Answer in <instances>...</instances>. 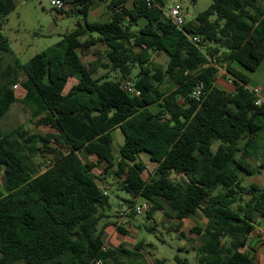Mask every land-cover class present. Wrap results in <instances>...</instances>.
<instances>
[{"label": "trees", "instance_id": "trees-1", "mask_svg": "<svg viewBox=\"0 0 264 264\" xmlns=\"http://www.w3.org/2000/svg\"><path fill=\"white\" fill-rule=\"evenodd\" d=\"M64 1L84 23L27 63L5 62L12 48L0 29V264H147L142 242L133 250L106 245L109 226L127 231L116 222L100 227L111 209L97 174L102 165L101 175L113 173L130 196L122 206L146 202L147 218L163 212L181 234L184 220L206 219L191 229L199 264H259L245 247L264 218V187L244 185L241 175L264 167L248 161L264 133V103L256 104L237 66L253 72L264 60V0H211L182 30L145 0ZM97 2L106 3L110 21L88 20ZM16 8V0H0V22ZM185 32L202 37L200 48ZM98 45L106 47L98 51L104 60L84 63ZM158 54L166 67L155 62ZM207 56L226 66L234 92L217 86ZM71 79L77 82L67 89ZM15 86L25 91L30 122L47 132L2 130L19 100ZM117 129L123 145L115 154ZM37 159L48 160L45 170Z\"/></svg>", "mask_w": 264, "mask_h": 264}, {"label": "rangeland", "instance_id": "rangeland-1", "mask_svg": "<svg viewBox=\"0 0 264 264\" xmlns=\"http://www.w3.org/2000/svg\"><path fill=\"white\" fill-rule=\"evenodd\" d=\"M164 1L168 4L179 1L184 10L192 16H197L204 12L212 3L211 0ZM16 3V10L0 22V29L8 38L12 48V53L5 55V62L18 59L22 63H27L35 55L58 43L66 33L77 27L78 22L83 23L81 15L67 16L63 14L61 16L58 14L52 8L51 0H16ZM106 19L104 18L103 20ZM99 48L102 51L105 49L102 46H99ZM154 59L157 64L166 67L168 58L164 54L155 55ZM237 68L248 77L252 90L264 98V60L253 72L242 67L237 66ZM137 72L138 69H135L134 74ZM103 73L104 71L100 72V74ZM117 75L118 73H111L110 77L115 78ZM76 82L77 80L71 79L67 89ZM259 87H263L261 93L257 92ZM219 88L223 87L219 85ZM15 91L20 95L19 87ZM30 120L29 109L18 100L2 119V130L7 131L18 126H24L34 133L48 131L44 128L35 127ZM121 137L118 132L115 133V154L119 152L122 142ZM257 152V155L253 152V157L248 159L253 167H258L261 163L264 164V133L261 134ZM142 159L145 161L149 171L153 173L155 166L150 163L148 155L142 154ZM37 161L41 170H45L48 160L37 159ZM103 172L105 173L104 166L98 168L97 174L103 177L101 185L109 188L108 194L110 196L111 209L105 211L100 227L106 223L116 222L118 226L127 231V234L124 235L116 227L109 226L106 234L107 247L117 248L120 245H124L127 249L133 250L138 243L142 242V253L147 264H155L157 260L164 261V264H179V260L188 264H199L196 248L200 245V242L197 235L191 232V229L205 227L206 219L203 220L197 216L188 218L182 229L184 234H181L175 230L177 221L166 219L163 212H157L152 219L147 218V212L140 217L129 218L122 213V207L120 208V206L130 196L121 190V185L113 173L105 177L106 175H101ZM147 175L148 173H145V177ZM241 177L244 185L252 183L263 184L264 167L261 168V173L255 176L241 175Z\"/></svg>", "mask_w": 264, "mask_h": 264}, {"label": "crops", "instance_id": "crops-1", "mask_svg": "<svg viewBox=\"0 0 264 264\" xmlns=\"http://www.w3.org/2000/svg\"><path fill=\"white\" fill-rule=\"evenodd\" d=\"M68 11L67 12H70V15H76L75 13H73V9L74 7L72 5H69L68 4ZM55 10V9H54ZM71 10H72V13H71ZM56 11V10H55ZM76 10H74L75 12ZM58 14H60L61 16L64 14V13H61V12H58L56 11ZM186 18L187 20H194L197 16H192L190 15L188 12H186ZM67 15V14H66ZM70 15H67V16H70ZM104 18H107L106 20H103ZM83 20V19H82ZM88 20L91 21V22H108L111 20V13L110 11L108 10L107 8V5L106 3H103V2H97L90 10V13H89V16H88ZM83 23H84V20H83ZM146 24V22L144 20H141L140 21V26H144ZM134 30H137V28H134ZM99 46H102L104 47L105 49L102 51V49L99 48ZM106 50V47L103 46V45H98L96 47H93L91 50H89L88 52L85 53V55L82 56V60L84 63L88 64L98 58H103L104 55H101L102 53H104ZM98 51L102 52L101 54H98ZM103 56V57H102ZM86 58V59H85ZM88 60V62H86ZM104 60V58H103ZM103 71V70H101ZM100 71V72H101ZM240 71V70H239ZM241 72V71H240ZM105 73V72H104ZM103 73V74H104ZM231 76L229 75H225V76H220V77H217V86L219 87V85H221V89L223 90H226L228 92H234L235 89H236V85L234 83V79L232 78L233 82L230 80ZM76 80V79H75ZM70 83V82H69ZM19 87V90H20V95L17 94V91H16V94H17V97L18 99L21 101V99L24 97L25 95V91L20 87ZM247 88L250 89L251 91L252 90V86L250 84V82L248 81V85H247ZM263 91V87H259L257 89V92L261 93ZM258 94V93H257ZM260 96V95H258ZM261 97V96H260ZM264 99V98H263ZM18 102V101H17ZM15 104V103H14ZM13 104V105H14ZM12 105V106H13ZM12 108V107H11ZM10 111V110H9ZM119 133L120 136H122V133L119 129L113 131V136H114V145H115V133ZM122 138V142H121V145L120 147L123 145V136L121 137ZM219 143H216L214 146H213V150L215 151L217 149V146H218ZM102 166H106V165H102ZM101 166V167H102ZM100 167V168H101ZM98 170V169H97ZM258 184V183H257ZM261 186L264 187V183L263 184H259ZM124 203V202H123ZM122 206V205H121ZM120 206V208H121ZM264 218H261V217H257V220H256V229L255 231L248 237L247 239V245L245 247V251L248 252L254 259L255 261H257L259 264H264V245H262L260 243V234L261 232L264 230V221H263ZM187 220V219H186ZM186 220H184V225L186 224ZM204 220V219H203ZM207 223V221H206Z\"/></svg>", "mask_w": 264, "mask_h": 264}, {"label": "built area", "instance_id": "built-area-1", "mask_svg": "<svg viewBox=\"0 0 264 264\" xmlns=\"http://www.w3.org/2000/svg\"><path fill=\"white\" fill-rule=\"evenodd\" d=\"M146 5L148 8H155L162 10L164 16L170 20L175 26H177L179 29H183L186 25L187 18L185 10L182 6V4L179 1H174L172 4H168L166 2L163 3L162 0H145ZM51 6L53 9H55L58 12H64L69 9L68 4L64 0H51ZM185 35L187 38L194 43L197 47L200 48V46L203 44V39L201 36L193 35L191 33L185 32ZM208 61L210 65L216 67L218 69V77L229 75L226 70V66L221 64L219 61L218 56H207ZM230 76V75H229ZM233 77L230 78L232 80ZM234 79V78H233ZM18 86H15V89H17ZM125 89H127L130 92H133V89H131L128 85L125 86ZM139 95L140 93L137 92ZM202 95V86H199L193 93V97L196 100H199ZM264 103V99L260 96H258V99L256 101L257 105H262ZM105 194H108V187H104ZM149 209V204L146 202H138L132 209H130L127 205L122 206V213L127 216L131 211L135 212L136 216L140 217L141 215L145 214ZM260 243L264 245V230L260 234ZM98 264H101L99 262Z\"/></svg>", "mask_w": 264, "mask_h": 264}]
</instances>
